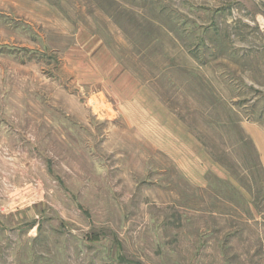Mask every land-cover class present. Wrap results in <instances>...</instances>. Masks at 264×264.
Segmentation results:
<instances>
[{"label": "rangeland", "instance_id": "1", "mask_svg": "<svg viewBox=\"0 0 264 264\" xmlns=\"http://www.w3.org/2000/svg\"><path fill=\"white\" fill-rule=\"evenodd\" d=\"M264 0H0V264H264Z\"/></svg>", "mask_w": 264, "mask_h": 264}, {"label": "crops", "instance_id": "2", "mask_svg": "<svg viewBox=\"0 0 264 264\" xmlns=\"http://www.w3.org/2000/svg\"><path fill=\"white\" fill-rule=\"evenodd\" d=\"M246 132L256 150L258 163L264 174V128L257 125H247Z\"/></svg>", "mask_w": 264, "mask_h": 264}]
</instances>
